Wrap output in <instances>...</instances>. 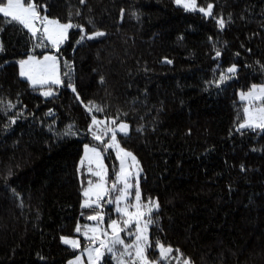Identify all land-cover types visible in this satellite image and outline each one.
<instances>
[{
    "label": "trees",
    "instance_id": "1",
    "mask_svg": "<svg viewBox=\"0 0 264 264\" xmlns=\"http://www.w3.org/2000/svg\"><path fill=\"white\" fill-rule=\"evenodd\" d=\"M22 1L71 29L45 98L18 61L54 51L0 14V264L77 255L62 238L94 213L79 161L103 120L129 125L119 145L156 204L151 259L161 245L187 264H264V127L240 128L238 99L264 84V0H194L209 16L174 0ZM104 159L113 180L118 162Z\"/></svg>",
    "mask_w": 264,
    "mask_h": 264
},
{
    "label": "rangeland",
    "instance_id": "2",
    "mask_svg": "<svg viewBox=\"0 0 264 264\" xmlns=\"http://www.w3.org/2000/svg\"><path fill=\"white\" fill-rule=\"evenodd\" d=\"M175 4L190 11H200L206 16L212 8H200L194 0H174ZM0 14L20 22L32 35L51 46L54 53L30 55L18 61L19 76L40 94L49 98L54 94L52 86L61 85L59 61L56 50L68 39L70 24H62L46 17L33 4L22 0L0 3ZM245 106V120L241 129L264 127V84L248 92L238 93ZM104 123V126L102 125ZM130 132L126 123L114 124L103 120L94 122L91 137L99 146L84 144L79 161L85 208H93L90 223L80 225L74 237H63L64 245L78 251L66 264H98L105 258L112 264H187L171 255V249L156 247L158 257L148 256L149 215L156 204H143L139 192L140 168L136 158L123 150L118 136ZM111 151L118 162L114 179H109L105 155Z\"/></svg>",
    "mask_w": 264,
    "mask_h": 264
}]
</instances>
